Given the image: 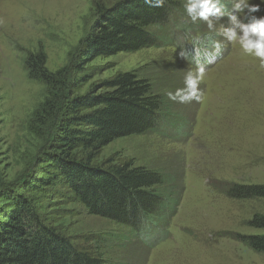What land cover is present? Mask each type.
Segmentation results:
<instances>
[{"label":"rangeland","instance_id":"rangeland-1","mask_svg":"<svg viewBox=\"0 0 264 264\" xmlns=\"http://www.w3.org/2000/svg\"><path fill=\"white\" fill-rule=\"evenodd\" d=\"M134 1L0 0V173L7 183L22 184L45 169L46 143L30 123L46 99L47 86L29 76V54L43 50L52 72L73 64L78 95L119 73L135 71L160 96L166 125L114 140L98 161H130L166 176L167 183L158 186L174 209L166 230L150 247L128 226L90 215L79 203L38 194L46 223L113 264H264V253L241 238L264 235V229L251 226L255 216H264V197L227 195L235 185L264 186V68L222 35L229 26L227 16L209 30L206 22L193 23L186 15L173 25L172 41L83 62L85 40L102 17L100 9ZM223 2L231 9V0ZM180 3L185 11L184 0ZM254 15L264 16V4ZM181 24L190 30L185 32ZM177 31L179 37L183 34L181 44ZM202 35L222 47L199 48L195 40ZM187 47L219 57L202 63L201 100L181 104L167 93L183 88L187 72L197 69ZM178 118L183 123L175 136Z\"/></svg>","mask_w":264,"mask_h":264},{"label":"trees","instance_id":"trees-1","mask_svg":"<svg viewBox=\"0 0 264 264\" xmlns=\"http://www.w3.org/2000/svg\"><path fill=\"white\" fill-rule=\"evenodd\" d=\"M180 5V0H166L162 7H150L144 0H135L125 7L101 8L102 17L85 40L83 62L172 41L173 25L187 15ZM221 5L227 10L223 0ZM181 25L185 32L190 30L189 25ZM182 35L176 42L181 44ZM46 63L43 50L29 54L25 61L29 76L47 86L46 99L30 123L31 131L46 143L45 169L34 179L25 177L22 184L7 183L0 173V264H113L97 250L81 246L48 225L38 194L79 203L90 215L128 226L155 247L174 216L171 200L158 188L167 183L166 176L130 161L98 160L114 140L166 125L160 96L135 71L119 73L78 95L74 65L52 72ZM181 123L178 118L175 136L181 134ZM227 195L264 197V186L235 185ZM251 226L264 229V216H255ZM241 238L264 253V235Z\"/></svg>","mask_w":264,"mask_h":264},{"label":"clouds","instance_id":"clouds-1","mask_svg":"<svg viewBox=\"0 0 264 264\" xmlns=\"http://www.w3.org/2000/svg\"><path fill=\"white\" fill-rule=\"evenodd\" d=\"M166 0H144L150 7H162ZM232 7L226 11L221 0H184V8L188 18L195 23L204 21L209 30L214 28V21L227 16L229 26L223 27L222 35L227 41L238 46L243 54L259 60V66L264 68V16L257 17L260 3L251 0H231ZM246 10V11H245ZM243 17V18H242ZM182 57L183 54H180ZM205 67L198 65L195 71H188L184 77V87L168 92L170 100L185 104L201 100L199 85L204 79Z\"/></svg>","mask_w":264,"mask_h":264},{"label":"bare ground","instance_id":"bare-ground-1","mask_svg":"<svg viewBox=\"0 0 264 264\" xmlns=\"http://www.w3.org/2000/svg\"><path fill=\"white\" fill-rule=\"evenodd\" d=\"M230 8H228L227 10H229Z\"/></svg>","mask_w":264,"mask_h":264}]
</instances>
